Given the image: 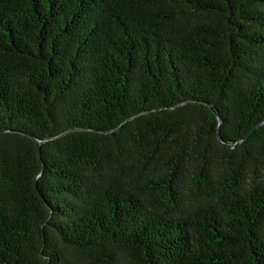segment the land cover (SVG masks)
I'll return each mask as SVG.
<instances>
[{
	"label": "trees",
	"instance_id": "trees-1",
	"mask_svg": "<svg viewBox=\"0 0 264 264\" xmlns=\"http://www.w3.org/2000/svg\"><path fill=\"white\" fill-rule=\"evenodd\" d=\"M264 0H0V264H264Z\"/></svg>",
	"mask_w": 264,
	"mask_h": 264
},
{
	"label": "water",
	"instance_id": "water-1",
	"mask_svg": "<svg viewBox=\"0 0 264 264\" xmlns=\"http://www.w3.org/2000/svg\"><path fill=\"white\" fill-rule=\"evenodd\" d=\"M210 105V104H209ZM210 107H211V110L216 114V116L218 117L217 119H218V121H219V128H218V132H217V136H218V138H219V140L222 142V143H224L225 144V146L226 147H228V148H234V147H236L238 144H240L242 141H244V140H246L252 133H255L261 126H262V124H263V122H261V123H259L256 127H255V129H253L250 133H248L242 140H240V141H238V142H236L235 144H230V143H225V141L222 139V136H221V134H220V132H221V127H220V124H221V122H222V116L220 115V113L213 107V106H211L210 105Z\"/></svg>",
	"mask_w": 264,
	"mask_h": 264
}]
</instances>
